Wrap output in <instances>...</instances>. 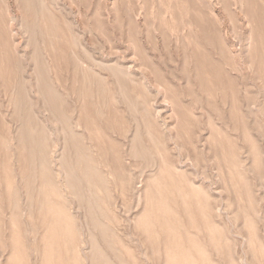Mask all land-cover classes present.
Instances as JSON below:
<instances>
[{"label": "rangeland", "instance_id": "obj_1", "mask_svg": "<svg viewBox=\"0 0 264 264\" xmlns=\"http://www.w3.org/2000/svg\"><path fill=\"white\" fill-rule=\"evenodd\" d=\"M0 264H264V0H0Z\"/></svg>", "mask_w": 264, "mask_h": 264}]
</instances>
